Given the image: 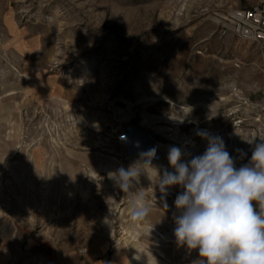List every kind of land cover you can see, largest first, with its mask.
<instances>
[{
	"label": "rangeland",
	"instance_id": "1",
	"mask_svg": "<svg viewBox=\"0 0 264 264\" xmlns=\"http://www.w3.org/2000/svg\"><path fill=\"white\" fill-rule=\"evenodd\" d=\"M258 5L0 0V246L86 251L112 234L132 248L124 230L140 225L151 233L136 242L157 230L170 237L161 246L186 248V263L199 264L198 249L171 234L182 189L163 196L156 170L172 171L173 146L203 154V132L223 140L237 168L250 162L264 139V46L221 30L228 12ZM138 164L123 192L113 174ZM140 192L150 211L133 220Z\"/></svg>",
	"mask_w": 264,
	"mask_h": 264
},
{
	"label": "clouds",
	"instance_id": "2",
	"mask_svg": "<svg viewBox=\"0 0 264 264\" xmlns=\"http://www.w3.org/2000/svg\"><path fill=\"white\" fill-rule=\"evenodd\" d=\"M197 134L208 142L203 154L188 158L173 146L167 157L172 171L165 168L161 175L156 170L163 196L172 186L182 189L174 200L180 213L175 220L177 242L198 249L204 258L199 264H264V139L255 144L250 162L237 168L220 137ZM155 151L143 154V164L151 167ZM143 164L113 174L123 192L138 181ZM130 210L133 220L148 215L143 192L131 197Z\"/></svg>",
	"mask_w": 264,
	"mask_h": 264
},
{
	"label": "crops",
	"instance_id": "3",
	"mask_svg": "<svg viewBox=\"0 0 264 264\" xmlns=\"http://www.w3.org/2000/svg\"><path fill=\"white\" fill-rule=\"evenodd\" d=\"M146 222L157 224L161 220L159 217H153ZM152 235L137 240L136 244L140 246L138 250L135 246L132 248L114 246L113 235L109 234L104 236L103 242L99 241L90 246L84 255L75 247L47 246L38 250L40 253L31 255L22 248L0 246V264H187L186 248L161 246L157 236Z\"/></svg>",
	"mask_w": 264,
	"mask_h": 264
},
{
	"label": "built area",
	"instance_id": "4",
	"mask_svg": "<svg viewBox=\"0 0 264 264\" xmlns=\"http://www.w3.org/2000/svg\"><path fill=\"white\" fill-rule=\"evenodd\" d=\"M221 34H231L243 42L264 46V5L228 12ZM79 253L84 255L85 250L81 249Z\"/></svg>",
	"mask_w": 264,
	"mask_h": 264
},
{
	"label": "bare ground",
	"instance_id": "5",
	"mask_svg": "<svg viewBox=\"0 0 264 264\" xmlns=\"http://www.w3.org/2000/svg\"><path fill=\"white\" fill-rule=\"evenodd\" d=\"M150 229L148 228V227H145V226H140V225H134L133 227L131 226V228H127V229H125L124 230V232H125V244H130L131 242L132 243H134L135 245V248L136 249H140V246H138L137 244H136V240H135V235H133L134 233H149L150 231H149ZM174 228H171V234H174ZM154 234L157 236V238L159 239V240H161V241H164V242H166V241H168L169 239H170V237L169 236H166V235H163V234H160V233H158L157 232V230H154ZM124 236V235H123ZM136 253L137 252H135V257L137 256L136 255Z\"/></svg>",
	"mask_w": 264,
	"mask_h": 264
}]
</instances>
